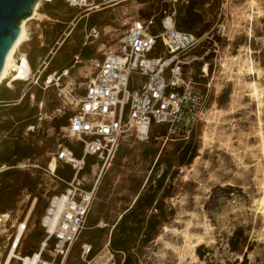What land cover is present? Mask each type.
Returning <instances> with one entry per match:
<instances>
[{
    "label": "rangeland",
    "instance_id": "1",
    "mask_svg": "<svg viewBox=\"0 0 264 264\" xmlns=\"http://www.w3.org/2000/svg\"><path fill=\"white\" fill-rule=\"evenodd\" d=\"M197 1L203 21L194 32L203 42L181 61L185 77L208 95L206 113L190 140L158 127L149 143L129 139L111 164L91 167L83 183L97 185V198L66 264H86L85 244L93 255L109 245L116 264L123 263L126 254L118 249L125 246L139 264H241L244 254L248 264H264V0ZM187 6L188 0H128L86 16L54 0L41 2L37 16L25 20L27 41L10 71L15 74L25 56L32 72L27 81L11 83L10 77L0 85V158L11 156L15 143L30 146L29 157L8 179L0 177V190L4 179L23 181L27 172L35 186L17 198L12 211L0 213V261L10 256L16 236L21 240L16 256L41 248L49 199L66 188V180L56 175L58 166L66 167L54 158L61 144L78 146L53 126L76 114L98 62L134 23L153 18L157 33L160 19L174 13L181 30ZM155 52L163 53V46ZM187 144L197 151L192 164H182ZM8 169L2 166L0 173ZM141 197L154 200L153 206L132 213ZM158 201L165 214L150 233ZM238 230L244 237L233 253L229 241ZM148 234L153 240L145 245ZM202 245L208 250L204 260L197 253ZM13 264L21 263L14 259Z\"/></svg>",
    "mask_w": 264,
    "mask_h": 264
},
{
    "label": "built area",
    "instance_id": "2",
    "mask_svg": "<svg viewBox=\"0 0 264 264\" xmlns=\"http://www.w3.org/2000/svg\"><path fill=\"white\" fill-rule=\"evenodd\" d=\"M60 1L88 14L128 0ZM174 17L169 13L160 19L157 33L153 31V18L134 23L119 39L116 49L105 53L98 62L96 73L78 98L76 114L62 130L64 138L81 146L83 155L78 158L66 144H61L54 158L71 167L74 177L65 181L62 192L49 199L41 222L46 235L40 250L25 257L19 252L9 264L14 259L30 264L27 261L36 257L35 264H66L73 246L87 229L97 198V185L87 188L83 183L88 158L96 159L93 167L111 164L127 140L149 143L158 127H164L168 136L192 138L206 113L208 95L197 88L193 78L185 77L181 59L198 48L203 38L178 30ZM159 44L164 52L154 56ZM204 72L208 74V69ZM26 228L25 223L19 225L23 233ZM10 244L11 250L17 252L21 240L16 236ZM82 254L86 264H116L109 245L93 255L92 246L85 244Z\"/></svg>",
    "mask_w": 264,
    "mask_h": 264
},
{
    "label": "trees",
    "instance_id": "3",
    "mask_svg": "<svg viewBox=\"0 0 264 264\" xmlns=\"http://www.w3.org/2000/svg\"><path fill=\"white\" fill-rule=\"evenodd\" d=\"M198 4L197 0H189V4L185 10V15L179 22V29L182 31H188V32H194L196 26L203 21V16L201 13H199L196 10V5ZM60 30H63L62 28ZM4 101L7 99H3ZM5 104V103H2ZM73 117L72 114H66L65 116L61 117L60 119L56 120L54 123V129L56 131H59L61 128L66 127L69 125V120ZM164 133V132H163ZM165 135V134H163ZM70 149H72L75 153V156L78 158H81L83 155V151L81 147L75 148L72 144L68 143L66 144ZM30 146L23 147L20 143L13 144L12 148V155L9 157L0 158V168L2 166H8L10 169L5 170L0 173V177L7 178L14 174L13 171L17 163L21 161V159H25L27 156V152L29 150ZM196 148L192 146L191 144H187L184 148L183 153V162L182 164H192L194 159L196 158ZM14 155H18L19 158L12 160ZM96 163L95 158H88L87 166L82 175L88 174L91 171V167L93 164ZM66 169L63 171L61 170L60 166L56 169V175L58 177H61L65 179L67 182H70L74 177V171L69 166H65ZM40 173L41 170H38ZM25 179L21 181L20 179L17 180L16 183H11L12 179L9 180H3V187L0 190V213L4 214L9 211H12L15 207V205L18 203L17 198L21 196V194L24 191H27L31 193L33 190V187L35 186V179L31 177L30 173H24ZM41 199H39L38 204H40ZM154 204V200H150L148 202H144V198H139L135 204V206L130 210L132 213H136V211L141 210V213H144L146 210L151 208ZM156 211L159 214H154L151 216V224H150V233L154 232L157 227L160 224V215H164V204L163 201H158L155 207ZM129 211V212H130ZM244 237L243 231L238 230L235 232L234 236L229 241L230 251L233 253L239 252L240 250V244H241V238ZM153 240L152 234H148L146 240L144 241L145 245H148ZM114 248L117 250V246L114 243ZM251 249V248H250ZM120 251H123L126 254V257L122 264H139L138 258H136L134 255L128 253V247H123L121 249H118ZM207 248L202 245L198 247L197 253L201 260H204L207 255ZM34 253L27 254V256H31ZM238 263V261H236ZM249 259L248 255H243V260L241 264H248Z\"/></svg>",
    "mask_w": 264,
    "mask_h": 264
},
{
    "label": "water",
    "instance_id": "4",
    "mask_svg": "<svg viewBox=\"0 0 264 264\" xmlns=\"http://www.w3.org/2000/svg\"><path fill=\"white\" fill-rule=\"evenodd\" d=\"M40 0H0V77L9 53L21 37L22 22L33 14Z\"/></svg>",
    "mask_w": 264,
    "mask_h": 264
},
{
    "label": "bare ground",
    "instance_id": "5",
    "mask_svg": "<svg viewBox=\"0 0 264 264\" xmlns=\"http://www.w3.org/2000/svg\"><path fill=\"white\" fill-rule=\"evenodd\" d=\"M41 2L42 0H40L38 2V4L36 5V8L33 12V14L31 15V17H29L28 19L29 20H32L35 18V16H37L38 14V9L40 8V5H41ZM27 20V19H26ZM25 21V20H24ZM23 21V22H24ZM21 25V37L17 40V42L15 43V45L13 46V48L11 49L10 53H9V56H8V59H7V62H6V65H5V68H4V71L0 77V85L5 81L7 80L8 78H10V82L11 83H15L17 81H27L30 76H31V72H32V69H31V65L29 63V60L24 56L21 60V65L20 67L18 68V70L15 72V74L12 75L10 69L12 68V61H13V58H14V55L17 51V49L22 45V43L26 42L27 41V30H26V21ZM52 80V78H51ZM6 217V216H4ZM16 255H15V251L13 249V251L11 252L9 258L7 259V262L5 263H2V264H9L10 263V260L12 258H14ZM38 260V257H36L34 260H30V261H27L28 263L30 264H35L36 261Z\"/></svg>",
    "mask_w": 264,
    "mask_h": 264
},
{
    "label": "crops",
    "instance_id": "6",
    "mask_svg": "<svg viewBox=\"0 0 264 264\" xmlns=\"http://www.w3.org/2000/svg\"><path fill=\"white\" fill-rule=\"evenodd\" d=\"M58 1V0H57ZM60 1V0H59ZM60 2H62V1H60ZM49 4H51V3H48V5ZM188 4H189V0H188ZM68 6V5H67ZM71 8V7H70ZM74 9H77V8H74ZM79 10V9H78ZM81 11V10H80ZM93 13H95V12H92V13H88V14H86V16H89V15H92ZM64 30V29H63ZM193 33H195V32H193ZM64 128V127H63ZM79 147H81L79 144H78V146H76L75 148H79ZM82 149V148H81ZM94 165V164H93ZM93 165H92V167H93ZM82 176H84V175H82Z\"/></svg>",
    "mask_w": 264,
    "mask_h": 264
}]
</instances>
